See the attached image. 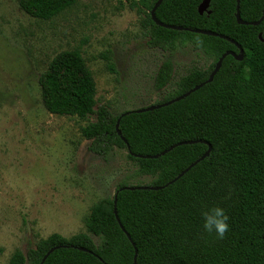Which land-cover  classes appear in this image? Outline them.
Segmentation results:
<instances>
[{
  "label": "trees",
  "instance_id": "obj_1",
  "mask_svg": "<svg viewBox=\"0 0 264 264\" xmlns=\"http://www.w3.org/2000/svg\"><path fill=\"white\" fill-rule=\"evenodd\" d=\"M156 1L135 2L145 12L149 42L172 49L189 46L208 63L189 70L153 104L206 81L223 53H239L234 42L243 49V58L225 56L211 82L169 105L113 115L106 105L96 106V83L79 49L56 54L38 78L43 106L59 116H93L94 121L80 128L81 136L90 141L89 149L103 158L124 150L132 170L118 179L110 197L90 206L84 218L86 233L69 238L53 233L25 253L14 251L9 264H40L50 248L54 250L42 264H264V0H239L243 20L263 15L258 25L237 23V0H210L202 14V0H163L155 10L164 23L208 30L234 42L155 24L150 11ZM76 2L18 0V5L31 17L49 20ZM102 57L115 72L109 56ZM171 74L172 65L166 61L159 69L158 88ZM181 141L191 142L157 158L136 156L157 154ZM209 146L204 159L164 188L121 189L164 185ZM115 193L121 225L114 214ZM214 205L229 217L223 239L202 229L201 212Z\"/></svg>",
  "mask_w": 264,
  "mask_h": 264
},
{
  "label": "rangeland",
  "instance_id": "obj_2",
  "mask_svg": "<svg viewBox=\"0 0 264 264\" xmlns=\"http://www.w3.org/2000/svg\"><path fill=\"white\" fill-rule=\"evenodd\" d=\"M136 0H77L49 20L0 0V264L53 233H86L90 206L110 197L132 170L124 150L95 155L80 128L93 116L55 115L43 106L40 74L59 52L79 49L96 83V106L113 115L156 103L208 60L191 47L152 45ZM142 11H141V10ZM107 54L115 72L107 68ZM169 61V82L158 88Z\"/></svg>",
  "mask_w": 264,
  "mask_h": 264
},
{
  "label": "water",
  "instance_id": "obj_3",
  "mask_svg": "<svg viewBox=\"0 0 264 264\" xmlns=\"http://www.w3.org/2000/svg\"><path fill=\"white\" fill-rule=\"evenodd\" d=\"M163 0H157L154 4V6L152 7L151 11H150V16H151V19L153 20V22L161 27H164V28H169V29H175V30H187V31H191V32H197V33H203V34H209V35H218L220 37H223V38H226V39H229L227 36H224V35H221V34H217L215 32H211V31H208V30H203V29H194V28H188V27H183L181 25H174V24H168V23H164L162 21H160L156 15H155V10L157 9V7L160 5V3L162 2ZM209 2L210 0H202L200 2V4L198 5V12L200 14L204 13L205 11H207L208 9V6H209ZM263 15H264V7H263ZM263 15L260 17V19L258 20H255V21H245L241 18L240 16V11H239V0H237V6H236V13H235V16H236V21L237 23L239 24H242V25H258L262 18H263ZM260 39L261 38V35H259ZM230 41L234 42L233 40L229 39ZM235 45L239 48V53L236 54L234 53L233 51H226L225 53H223L221 55V57L218 59L217 63H216V66L215 68L212 70V72L210 73L208 79H206V81L204 82H201L197 85H195L193 88H191L190 90L186 91L185 93L181 94V95H178L168 101H165V102H161V103H157V104H151V105H147V106H144V107H140V108H137L135 110H129L125 113H123L122 115H125L129 112H144V111H150V110H153V109H156V108H160V107H163V106H166V105H169L175 101H178L184 97H186L187 95H189L191 92L197 90L198 88H200L201 86H203L205 83H208V82H211L212 79H213V76L216 74V72L219 70L220 66H221V63H222V60L225 56L227 55H233L237 60H241L243 58V49L241 48V46L239 44H237L236 42H234ZM118 123H119V119H117L116 121V129L118 128ZM117 133L120 134V132L117 130ZM191 141H181V142H178V143H175L171 146H169L168 148L162 150L160 153H157V154H153V155H142V154H136V156L138 157H143V158H157L159 157L160 155H163L165 154L166 152H168L169 150H171L172 148H174L175 146L177 145H180V144H184V143H190ZM210 152V146L208 147V149L198 158L196 159L195 161H193L189 166H187L182 172H180L176 177H174L173 179H171L170 181H168L167 183H165L164 185H161V186H125V187H122L121 189H146V188H150V189H154V190H158V189H161V188H164L165 186L175 182L178 178H180L184 173H186L192 166H194L196 163H198L200 160L204 159ZM115 202H116V193L114 195V214H115V217L120 224V221H119V218L117 216V212H116V209H115ZM122 227V226H121ZM129 237V236H128ZM83 249V248H82ZM54 250V248H50L46 253L45 255L43 256L42 260H41V263H43V261L45 260V258ZM135 264V262L133 263Z\"/></svg>",
  "mask_w": 264,
  "mask_h": 264
},
{
  "label": "clouds",
  "instance_id": "obj_4",
  "mask_svg": "<svg viewBox=\"0 0 264 264\" xmlns=\"http://www.w3.org/2000/svg\"><path fill=\"white\" fill-rule=\"evenodd\" d=\"M202 229L205 233L214 234L217 239H223L229 230L228 214L219 205L210 206L201 212Z\"/></svg>",
  "mask_w": 264,
  "mask_h": 264
}]
</instances>
